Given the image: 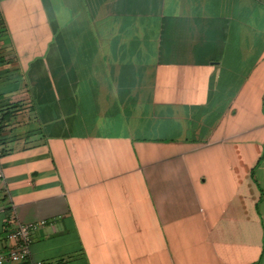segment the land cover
Wrapping results in <instances>:
<instances>
[{"label":"crops","instance_id":"0c3cea01","mask_svg":"<svg viewBox=\"0 0 264 264\" xmlns=\"http://www.w3.org/2000/svg\"><path fill=\"white\" fill-rule=\"evenodd\" d=\"M0 142V253L264 264V0H0Z\"/></svg>","mask_w":264,"mask_h":264},{"label":"built area","instance_id":"2783aa9c","mask_svg":"<svg viewBox=\"0 0 264 264\" xmlns=\"http://www.w3.org/2000/svg\"><path fill=\"white\" fill-rule=\"evenodd\" d=\"M2 154V144L0 142V160ZM2 179L3 171L0 167V181ZM48 222L47 220L29 223L16 222L14 228L7 234V238L13 243L4 253H0V264H42V262L30 258V246L35 234Z\"/></svg>","mask_w":264,"mask_h":264}]
</instances>
